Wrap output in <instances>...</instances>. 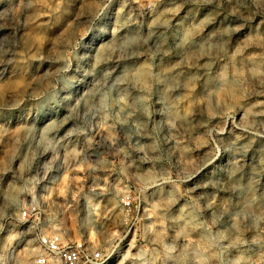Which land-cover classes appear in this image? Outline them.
Returning <instances> with one entry per match:
<instances>
[{"label": "rangeland", "instance_id": "rangeland-1", "mask_svg": "<svg viewBox=\"0 0 264 264\" xmlns=\"http://www.w3.org/2000/svg\"><path fill=\"white\" fill-rule=\"evenodd\" d=\"M263 187L264 0H0V264H32L43 232L108 264H264Z\"/></svg>", "mask_w": 264, "mask_h": 264}, {"label": "bare ground", "instance_id": "bare-ground-1", "mask_svg": "<svg viewBox=\"0 0 264 264\" xmlns=\"http://www.w3.org/2000/svg\"><path fill=\"white\" fill-rule=\"evenodd\" d=\"M217 1H218V0H217ZM227 1H228V0H227ZM230 1H231V0H230ZM237 1H239V0H237ZM243 1H244V0H243ZM131 2H132V1H131ZM233 2H234V0H233ZM222 3H224V2H222ZM226 3H227V2H226ZM230 3H231V2H230ZM172 4H174V3H172ZM219 4H220V1H219ZM219 4H218V6L221 5V4H220V5H219ZM227 4H229V2H228ZM233 4H234V3H233ZM233 4H232V5H233ZM240 4H241V1H240ZM124 5H125V4H124ZM216 5H217V4H216ZM216 5H215V6H216ZM234 5H236V4H234ZM122 6H123V5H122ZM174 6H175V5H174ZM174 6H173V7H174ZM221 6H222V5H221ZM230 6H231V5H230ZM115 7H116V6H115ZM119 7H120V6H119ZM239 7H241V6H239ZM117 8H118V7H117ZM232 8H233V7H231V9H232ZM234 8H235V6H234ZM234 8H233V9H234ZM237 8H238V7H237ZM118 9H119V8H118ZM118 9H117V10H118ZM167 9H168V8H167ZM218 9H219V8H218ZM237 10H238V9H237ZM196 11H197V10H196ZM212 11H213V9H212ZM212 11H211V12H212ZM221 11H222V10H221ZM235 11H236V10H235ZM114 12H115V11H114ZM215 12H217V11H215ZM218 12H219V10H218ZM232 12H233V11H232ZM205 13H206V12H205ZM219 13H220V12H219ZM209 14H210V13H209ZM223 14H224V12H223ZM233 14H234V13H233ZM111 15H114V13L111 14ZM212 15H213V14H212ZM235 15H236V14H235ZM194 16H195V15H194ZM214 16H216V15H214ZM157 17H158V16H157ZM196 17H197V16H196ZM204 17H205V16H204ZM209 17H210V16H209ZM211 17H212V16H211ZM107 18H108V17H107ZM151 19H153V18H151ZM156 19L158 20V18H156ZM202 19H204V18H202ZM212 19H213V18H212ZM216 19H217V18H216ZM231 19H232V18H231ZM116 20H117V19H116ZM190 20H191V23H192V19H190ZM200 20H201V19H200ZM229 20H230V19H229ZM151 21H153V20H151ZM151 21H150V22H151ZM196 21H197V20H196ZM212 21H213V20H212ZM214 21H216V20H214ZM115 22H116V21H115ZM150 22H149V23H150ZM154 22H155V20H154ZM202 22H203V21H202ZM206 22H207V21H206ZM209 22H210V21H209ZM112 23H113V22H112ZM122 23H123V22H122ZM193 23H194V21H193ZM195 23L197 24V22H195ZM199 23L201 24V22H199ZM227 23H228V22H227ZM114 24H115V23H114ZM155 24H156V23H155ZM196 24H194V25L196 26ZM202 24H203V23H202ZM211 24H212V23H211ZM232 24H233V23H232ZM233 25H234V24H233ZM110 26H112V25H110ZM116 26H117V25H116ZM122 26H124V25H122ZM147 26H148V25H147ZM151 26H152V25H151ZM191 26H193V25H191ZM199 26H201V25H199ZM231 26H232V25H231ZM236 26H237V25H236ZM108 27H109V26H108ZM124 27H125V26H124ZM189 27H190V24H189ZM193 27H194V26H193ZM206 27H207V26H206ZM220 27H221V26H220ZM226 27H227V24H226ZM115 28H116V27H115ZM119 28H120V27H119ZM196 28H197V27H196ZM196 28H194V29H196ZM214 28H215V27H214ZM231 28H232V27H231ZM234 28H236V27H234ZM239 28H241V26H240ZM105 29H106V28H105ZM188 29H189V28H188ZM191 29H192V27H191ZM191 29H190V30H191ZM194 29H192L191 31H194ZM201 29H202V28H201ZM201 29H200V30H201ZM226 29H227V28H225V31H227ZM107 30H108V29H107ZM115 30H116V29H115ZM148 30H149V29H148ZM153 30H154V29H153ZM159 30H160V28H159ZM196 30H197V29H196ZM209 30H210V29H209ZM217 30H218V28L216 29V31H217ZM118 31H119V30H118ZM191 31H190V33H189V31H188V33L191 34ZM202 31H203V30H202ZM202 31H201V32H202ZM211 31H212V30H211ZM218 31H219V30H218ZM196 32H197V31H196ZM196 32H195V33H196ZM198 32H199V31H198ZM201 32H200V33H201ZM213 32H215V31L213 30L212 33H213ZM220 32H221V31H220ZM223 32H224V31H223ZM223 32H222V33H223ZM115 33H116V31H115ZM125 33H126V32H125ZM202 33H203V32H202ZM206 33H207V32H206ZM98 34H99V33H98ZM116 34H117V33H116ZM120 34H121V33H120ZM192 34H193V33H192ZM196 34H199V33H196ZM207 34H208V33H207ZM216 34H218V33H216ZM225 34H226V33H225ZM227 34H228V32H227ZM227 34H226V35H227ZM234 34H235V33H234ZM111 35L113 36V32H112ZM123 35H124V33H123ZM205 35H206V34H205ZM222 35H223V34H222ZM230 35H231V34H230ZM112 36H111V37H112ZM181 36H182V35H181ZM189 36H190V35H189ZM207 36H208V35H207ZM212 36H213V35H212ZM233 36H234V35H233ZM235 36H236V35H235ZM109 37H110V36H109ZM123 37H124V36H123ZM177 37H178V36H177ZM179 37H180V36H179ZM191 37H192V35H191ZM197 37H198V36H197ZM204 37H205V36H204ZM204 37H203V38H204ZM223 37H224V36H223ZM229 37H230V36H229ZM236 37H237V36H236ZM117 38H118V37H116V39H117ZM120 38H121V37H120ZM184 38H185V37H184ZM184 38H183V39H184ZM186 38H187V37H186ZM200 38H201V37H200ZM209 38H210V37H209ZM209 38H208V39H209ZM220 38H221V37H220ZM225 38H226V37H225ZM232 38H233V37H232ZM121 39H122V38H121ZM171 39H172V38H171ZM175 39H176V38H175ZM181 39H182V38H181ZM205 39H206V38H205ZM217 39H218V38H217ZM235 39H236V38H235ZM114 40H115V39H114ZM147 40H148V38H147ZM153 40H154V39H153ZM200 40H201V39H200ZM206 40H207V39H206ZM206 40H205V42H206ZM209 40H210V39H209ZM209 40H208V41H209ZM218 40H219V39H218ZM228 40H229V39H228ZM228 40H227V41H228ZM107 41H108V40H107ZM110 41L113 42V40H110ZM110 41H109V43H110ZM202 41H203V40H202ZM211 41H212V40H211ZM211 41H210V43H211ZM219 41H221V40H219ZM225 41H226V39H225ZM225 41H224V42H225ZM227 41H226V42H227ZM101 42H102V41H101ZM117 42H118V41H117ZM121 42H122V41H121ZM145 42H146V41H145ZM156 42H157V41H156ZM176 42H177V41H176ZM178 42H179V41H178ZM200 42H201V41H200ZM213 42H214V41H213ZM217 42H218V41H217ZM224 42H223V43L221 42L222 44L219 42V43H220V46L223 45ZM104 43H105V41H104ZM107 43H108V42H107ZM109 43H108V46L111 44V43H110V44H109ZM122 43H123V42H122ZM167 43H168V42H167ZM196 43H197V42H196ZM206 43H207V42H206ZM206 43H205V44H206ZM100 44H101V43H100ZM100 44H99V45H100ZM115 44H116V43H115ZM118 44H119V43H118ZM150 44H151V43H150ZM152 44H153V43H152ZM155 44H156V43H155ZM186 44H187V43H186ZM199 44H200V43H199ZM199 44H198V45H199ZM211 44H212V43H211ZM226 44H227V43H226ZM226 44H225V45H226ZM102 45H103V44H102ZM105 45L107 46V44H105ZM105 45H104L102 48H104ZM113 45H114V44H113ZM182 45H184V43H183ZM201 45H203V42H202ZM208 45H210V44L207 43V46H208ZM100 46H101V45H100ZM108 46H107V47H108ZM116 46H117V44H116ZM152 46H153V45H152ZM152 46H151V47H152ZM180 46H181V45H180ZM194 46H195V45H194ZM199 46H200V45H199ZM212 46H213V45H212ZM223 46H224V45H223ZM223 46H222L221 48H223ZM110 47H111V46H110ZM113 47H114V46H113ZM117 47H118V46H117ZM117 47H116V48H117ZM151 47H150V48H151ZM168 47H169V46H168ZM178 47H179V46H178ZM181 47H182V49H183V46H181ZM202 47H203V46H202ZM205 47H206V46H205ZM208 47H209V46H208ZM210 47H211V46H210ZM217 47H218V46H216V48H217ZM105 48H106V47H105ZM119 48H120V47H119ZM166 48H167V47H166ZM172 48H173V47H172ZM192 48H193V47H192ZM211 48H212V47H211ZM211 48H209V49H211ZM221 48H220V49H221ZM111 49H112V48H111ZM111 49H110V50H111ZM120 49H121V48H120ZM180 49H181V48H180ZM182 49H181V50H182ZM202 49H205V48H202ZM209 49H208V53H209V51H210ZM212 49H214V48H212ZM108 50H109V49H108ZM108 50H107V51H108ZM112 50H113V49H112ZM117 50H118V49H117ZM150 50H151V49H150ZM155 50H156V49H155ZM167 50H168V49H167ZM171 50H172V49H171ZM174 50H175V47H174ZM184 50H185V49H184ZM187 50H188V48H187ZM187 50H185V51H187ZM193 50H195V49H193ZM193 50H192V52L194 53ZM198 50H199V49H198ZM198 50H196V51L198 52ZM217 50H218V49H217ZM99 51H100V49H99ZM102 51H103V50H102ZM107 51L104 50V52H106V54H107ZM113 51H114V50H113ZM113 51H112V53H114ZM131 51H132V50H131ZM131 51H130V53H131ZM157 51H159V50H157ZM165 51H166V50H165ZM172 51H173V50H172ZM204 51H206V50H204ZM211 51H212V50H211ZM89 52H90V51H89ZM96 52H98V51H96ZM96 52H95V53H96ZM133 52H134V51H133ZM136 52H137V51H136ZM148 52H149V50H148ZM160 52L162 53V51H160ZM217 52H219V51H217ZM109 53H110V52H109ZM118 53H119V52H118ZM130 53H129V55H130ZM174 53H176V52H174ZM174 53H172V54H174ZM184 53H187V52H184ZM200 53H201V50H200ZM204 53H205V52H204ZM213 53H214V52H213ZM213 53H212V54H213ZM132 54H133V53H132ZM136 54H137V53H136ZM139 54H140V53H139ZM139 54H138V55H139ZM145 54H147V53H145ZM177 54H178V52H177ZM197 54H198V53H197ZM215 54H216V53H215ZM215 54H214V56H215ZM88 55H89V54H88ZM94 55L96 56V54H94ZM102 55H104V54H102ZM118 55H119V54H118ZM141 55H142V53H141ZM181 55H182V54H181ZM185 55H186V54H185ZM194 55H195V54H194ZM209 55H210V54H209ZM219 55H220V54H219ZM89 56H90V55H89ZM106 56H107L108 58H110L109 55H105V57H106ZM110 56H111V55H110ZM119 56H120V55H119ZM121 56H122V55H121ZM126 56H127V55H126ZM165 56H166V55H165ZM178 56H179V55H178ZM182 56H183V55H182ZM188 56H189V54H188ZM190 56H192V54H191ZM199 56H201V55L199 54ZM202 56H204V55H202ZM205 56H207L206 53H205ZM214 56H213V57H214ZM103 57H104V56H102V58H103ZM146 57H147V56H146ZM197 57H198V55H197ZM215 57H217V56H215ZM112 58H113V57H112ZM114 58H115V56H114ZM117 58H118V57H117ZM129 58H130V57H129ZM142 58H143V57H142ZM179 58H180V57H179ZM203 58H204V57H203ZM209 58H210V57H209ZM95 59L98 60L97 57H95ZM146 59H147V58H146ZM163 59H164V58H163ZM171 59H172V58H171ZM196 59H197V58H196ZM211 59H212V58H211ZM214 59H215V58H214ZM91 60H93V59H91ZM137 60H138V59H137ZM178 60H179V59H178ZM184 60H185V59H184ZM186 60H187V59H186ZM186 60H185V61H186ZM190 60H191V58H190ZM190 60H189V61H190ZM203 60H204V59H203ZM206 60L208 61L207 58H206ZM206 60H205L204 62H206ZM94 61H95V60H94ZM107 61H108V60H107ZM109 61H110V60H109ZM144 61H145V60H144ZM198 61H199V60H198ZM90 62H93V61H90ZM98 62L101 64L100 61H98ZM104 62H105V61H104ZM115 62H116V61H115ZM157 62H158V61H156V63H157ZM159 62H161V61H159ZM180 62H181V60H180ZM193 62H196V60L193 61ZM200 62H201V61H200ZM93 63H95V62H93ZM116 63H117V62H116ZM143 63H144V62H143ZM175 63H176V61H175ZM175 63H174V64H175ZM184 63H185V62H184ZM188 63H189V62H188ZM188 63H187V65H188ZM191 63H192V62H191ZM191 63H190V64H191ZM97 64H98V63H97ZM138 64H139V63H138ZM144 64H145V63H144ZM147 64H148V63H147ZM159 64H160V63H159ZM174 64H173V65H174ZM180 64H181V63H180ZM180 64H179V65H180ZM190 64H189V65H190ZM198 64H199V63H198ZM135 65H136V64H135ZM145 65H146V64H145ZM153 65H154V64H153ZM157 65H158V64H157ZM168 65H169V64H168ZM175 65H176V64H175ZM195 65H196V64H195ZM195 65H194V66H195ZM93 66H94V64H93ZM95 66H96V65H95ZM118 66H119V65H118ZM138 66H139V65H138ZM146 66H147V65H146ZM149 66H150V65H149ZM161 66H162V65H161ZM169 66H171V65H169ZM177 66H178V65H177ZM199 66H200V64H199ZM207 66H208V65H207ZM152 67H153V66H152ZM152 67H151V68H152ZM159 67H160V66L158 65V69H159ZM165 67L167 68V66H165ZM175 67H176V66H175ZM180 67H181V66H180ZM192 67H193V66H192ZM205 67H206V66H205ZM104 68H105V67H104ZM114 68H115V67H114ZM161 68H162V67H161ZM163 68H164V67H163ZM173 68H174V67H173ZM194 68H195V67H194ZM200 68H201V67H200ZM209 68H210V67H209ZM209 68H208V69H209ZM101 69H102V68H101ZM158 69H157V70H158ZM169 69H170V71H171V68H169ZM190 69H191V68H190ZM201 69H202V68H201ZM206 69H207V68H206ZM210 69H211V68H210ZM87 70H88V69H87ZM92 70H93V69H91V71H90V70H89V71L92 72ZM95 70H96V69H95ZM106 70H107V67H106ZM108 70H109V69H108ZM130 70H131L130 78L132 77L133 80H138V81L141 80V82H142V81L144 82V81H146V80L148 81V80H150V79L152 80V79L154 78V77H153V78H149V75H151V71H152V70H149L147 67H144L142 64H141V66H139V67L136 66V68H134V66H133V68H131ZM157 70H154V69H153V73H155ZM163 70H164V69H163ZM174 70H175V69H174ZM180 70H181V68H180ZM192 70H193V68H192ZM197 70L200 71V69H197ZM101 71H102V70H101ZM109 71H111V70H109ZM128 71H129V70H128ZM154 71H155V72H154ZM176 71H177V70H176ZM182 71H183V70H182ZM186 71H187V70H186ZM204 71H205V70H204ZM204 71H203V73H204ZM206 71H207V70H206ZM97 72H98V71H97ZM105 72H106V71H105ZM105 72H104V73H105ZM112 72H113V71H112ZM123 72H124V71H123ZM159 72H161V71H159ZM159 72H158V73H159ZM167 72H168V74H170V72H169L168 69H167ZM167 72H166V73H167ZM177 72H178V71H177ZM180 72H181V71H179L178 73H180ZM188 72H189V71H188ZM191 72H192V71H191ZM193 72H194V71H193ZM197 72H198V71H197ZM209 72H210V71H209ZM234 72H235V71H234ZM121 73H122V72H121ZM172 73H173V72H172ZM206 73H207V72H206ZM212 73H213V72H212ZM220 73H222V72H220ZM223 73H224V72H223ZM102 74H103V73H102ZM108 74H109V73H108ZM118 74H119V73H118ZM122 74H123V73H122ZM183 74H184V72H183ZM199 74L201 75V73H199ZM208 74H209V73H208ZM216 74H217V73H216ZM218 74H219V73H218ZM232 74H233V73H232ZM235 74H236V76H237V72H235ZM93 75H94V73H93ZM104 75H105V74H104ZM109 75H110V74H109ZM125 75H126V73H125ZM128 75H129V74H128ZM128 75H127V76H128ZM170 75H171V74H170ZM191 75H194V74H191ZM200 75H199V76H200ZM214 75H215V74H214ZM223 75H224V74H223ZM223 75H222V77H223ZM153 76H154V74H153ZM161 76H162V75H161ZM161 76H160V77H161ZM173 76H174V75H173ZM179 76H180V75H179ZM189 76H190V75H189ZM202 76H203V75H202ZM220 76H221V75H220ZM234 76H235V75H234ZM239 76H240V75H239ZM100 77H101V76H100ZM110 77H111V76H110ZM123 77H125V76H123ZM151 77H152V75H151ZM165 77H166V75H164V78H165ZM182 77H184V76H182ZM190 77H192V76H190ZM210 77H211V76H210ZM214 77H216V76H214ZM229 77H230V76H229ZM240 77H242V76H240ZM104 78H105V79H104ZM104 78H103V79L106 81V80H107V79H106V75H105ZM126 78H127V77H126ZM148 78H149V79H148ZM156 78H157V77H156ZM161 78H162V77H161ZM168 78H169V75H168ZM173 78H174V77H173ZM175 78H176V74H175ZM175 78H174V79H175ZM178 78H179V77H178ZM192 78H194V77H192ZM238 78H239V77H238ZM238 78H237V79H238ZM103 79H102V80H103ZM111 79H112V78H111ZM121 79H122V78H121ZM124 79H125V78H124ZM157 79H158V78H157ZM174 79L171 78V82H172V80H174ZM185 79H188V78L185 77ZM194 79H195V78H194ZM224 79H225L226 81H228V79H227L226 77H224ZM235 79H236V78H235ZM88 80H89V79H88ZM88 80H87V81H88ZM90 80H91V79H90ZM96 80H98V79H96ZM99 80H101V79H99ZM130 80H131V79H130ZM130 80H129V81H130ZM133 80L131 81V83L134 82ZM177 80H178V79H177ZM180 80H181V79H180ZM182 80H183V79H182ZM191 80H193V79H191ZM191 80H189V81H191ZM200 80H201V79H200ZM204 80H206V79L204 78ZM207 80H208V79H207ZM207 80H206V81H207ZM211 80H212V79H211ZM220 80H221V78H220ZM239 80H240V79H238L237 82H239ZM108 81H109V79H108ZM119 81H120V80H119ZM125 81H126V80H124V81H122V82H125ZM129 81H127L128 84H129ZM159 81H161V80H159ZM164 81H165V80H164ZM175 81H176V80H175ZM175 81H174V82H175ZM186 81H187V80H186ZM195 81H196V80H195ZM209 81H210V79H209ZM212 81H213V80H212ZM218 81H219V80H218ZM231 81H232V79H231ZM89 82H90V81H89ZM102 82H103V81H102ZM141 82H140V83H141ZM143 82L141 83V85L143 84ZM152 82H153V81H152ZM165 82L167 83V81H165ZM168 82H170V81L168 80ZM177 82H178V81H177ZM197 82H198V81H197ZM200 82H201V81H200ZM213 82H214V81H213ZM215 82H216V81H215ZM221 82H223V81H221ZM228 82H229V81H228ZM232 82H233V81H232ZM93 83H94V82H93ZM93 83H92V84H93ZM99 83H100V82H99ZM107 83H108V82H107ZM117 83H118V82H117ZM117 83H116V85H118ZM136 83H138V82H136ZM188 83H189V82H188ZM188 83H187V84H188ZM190 83H192V81H191ZM194 83H195V82H194ZM201 83H202V82H201ZM205 83H206V82H205ZM208 83H209V82H208ZM226 83H227V82H226ZM240 83H241V81H240ZM94 84H96V83H94ZM94 84H93V85H94ZM97 84H98V83H97ZM123 84H124V83H123ZM144 84H146V83H144ZM147 84H148V82H147ZM147 84H146V85H147ZM150 84H151V83H150ZM152 84H153V83H152ZM152 84H151V85H152ZM161 84H162V83H161ZM163 84H164V83H163ZM183 84H184V83H183ZM195 84H196V83H195ZM212 84H213V83H212ZM215 84H217V83H215ZM219 84H220V83H219ZM228 84H229V83H228ZM116 85H115V86H116ZM126 85H127V84H126ZM131 85H133V84H131ZM137 85H138V84H137ZM157 85H158V84H157ZM157 85H155V86H157ZM166 85H167V84H166ZM166 85H165V86H166ZM169 85H170V84H169ZM171 85H172V84H171ZM173 85H174V84H173ZM173 85H172V86H173ZM178 85H179V84H178ZM191 85H192V84H191ZM203 85H204V84H203ZM239 85H240V84H239ZM97 86H98V85H97ZM143 86H144V85H143ZM161 86H162V85H161ZM167 86H168V85H167ZM174 86H175V85H174ZM204 86H205V85H204ZM210 86H211V85H210ZM213 86H214V85H213ZM213 86H212V87H213ZM215 86H216V85H215ZM221 86H222V85H221ZM90 87H91V86H90ZM92 87H93V86H92ZM92 87H91V88H92ZM99 87L101 88V86H99ZM112 87H114V86L112 85ZM120 87H121V86H120ZM132 87H133V86H132ZM146 87H147V86H146ZM150 87H151V86H150ZM158 87H159V85H158ZM163 87H164V86H163ZM169 87H170V90H171V89H172L171 86H169ZM183 87H184V86H183ZM187 87H188V85H187ZM193 87H195V86H193ZM208 87H209V86H208ZM225 87H226V86H225ZM94 88H95V87H94ZM124 88H125V87H124ZM133 88H134V87H133ZM137 88H138V87H137ZM137 88H136V89H137ZM139 88H140V87H139ZM148 88H149V87H148ZM148 88H147V89H148ZM160 88H161V87H160ZM165 88H166V87H165ZM174 88H175V87H174ZM174 88H173V89H174ZM221 88H222V87H221ZM231 88H232V86H231ZM86 89H87V87H86ZM97 89H98V87H97ZM152 89H153V88H151V90H152ZM177 89H178V86H177ZM188 89H189V88H188ZM188 89H187V90H188ZM193 89H194V88H193ZM209 89H211V88H209ZM213 89H214V87H213ZM216 89H217V88H216ZM224 89H225V88H224ZM91 90H92V89H91ZM116 90H117V88H116ZM123 90H124V89H123ZM145 90H146V88H145ZM149 90H150V89H149ZM165 90H166V89H165ZM184 90H185V89H184ZM194 90H195V89H194ZM199 90H200V88H199ZM201 90H202V88H201ZM203 90H204V89H203ZM205 90H206V89H205ZM230 90H231L230 88H229V90L227 89V91H230ZM89 91H90V90H89ZM92 91H95V90L93 89ZM92 91H91V92H92ZM119 91H122V90H119ZM142 91H143V90H142ZM161 91H163V90L161 89ZM185 91H186V90H185ZM188 91H190V90H188ZM191 91H192V90H191ZM221 91L223 92L224 90H221ZM221 91H220V93H221ZM91 92H90V93H91ZM114 92H115V91H114ZM126 92H127V91H126ZM132 92H133V90H132ZM140 92H141V91H140ZM140 92H139V93H140ZM143 92H144V91H143ZM158 92H159V91H158ZM172 92H173V91H172ZM175 92H176V91H175ZM175 92H174V93H175ZM177 92H178V91H177ZM186 92H187V91H186ZM186 92H185V93H186ZM199 92H200V91H199ZM199 92H198V93H199ZM202 92H203V91H202ZM207 92H208V91H207ZM209 92H211V91H209ZM225 92H226V91H225ZM84 93H85V91H84ZM90 93H89V94H90ZM93 93H94V92H93ZM93 93H92V94H93ZM99 93H100V92H99ZM116 93H117V92H116ZM130 93H131V92H130ZM144 93H145V92H144ZM144 93H143V94H144ZM160 93H162V92H160ZM180 93H182V92H180ZM180 93H178V95H179ZM198 93H197V94H198ZM203 93H204V92H203ZM217 93H219V92H217ZM217 93H214V94L216 95ZM223 93H224V92H223ZM226 93H227V92H226ZM82 94H83V93H82ZM118 94H119V92H118ZM125 94L127 95V93H125ZM132 94H133V93H132ZM135 94H136V93H135ZM149 94H150V92H149ZM194 94H195V93H194ZM199 94H200V93H199ZM83 95H84V94H83ZM85 95H87V93H86ZM96 95H97V94H96ZM141 95H142V94H141ZM141 95H140V97H141ZM145 95H146V94H145ZM175 95H176V94H174V96H175ZM181 95H183V94H181ZM181 95H179V96H181ZM195 95H196V94H195ZM200 95H201V94H200ZM202 95H203V94H202ZM208 95H209V94H207V96H208ZM221 95H222V94H221ZM221 95H220V96H221ZM224 95H225V94H224ZM226 95H227V94H226ZM229 95H231V94H229ZM87 96H88V95H87ZM119 96H120V94H119ZM130 96H132V95H130ZM133 96H134V95H133ZM137 96H139V95H137ZM146 96H147V95H146ZM161 96H162V94H161ZM190 96H191V95H190ZM210 96H211V95H210ZM213 96H214V95H213ZM213 96H211V97H213ZM216 96H217V95H216ZM222 96H223V95H222ZM82 97H83V96H82ZM84 97L86 98V96H84ZM90 97H91V96H90ZM93 97H94V96H92V98H93ZM115 97L117 98V96H115ZM121 97H122V96H121ZM125 97H126V96H125ZM142 97H144V96H142ZM159 97H160V95H159ZM159 97H158V98H159ZM175 97L177 98V96H175ZM196 97H197V96H196ZM200 97H201V96H200ZM208 97H209V96H208ZM211 97H210V98H211ZM223 97H224V96H223ZM227 97H228V96H227ZM87 98H88V97H87ZM126 98H127V100H128V97H126ZM130 98H131V97H130ZM162 98H163V97H162ZM181 98H182V96H181ZM181 98H179V99L181 100ZM198 98H199V97H198ZM204 98H205V97H204ZM210 98H209V100H210ZM117 99H118V98H117ZM139 99H140V98H139ZM143 99H144V98H143ZM156 99H157V98H156ZM171 99H172V98H171ZM174 99H175V98H174ZM177 99H178V98H177ZM177 99H176V101H177ZM179 99H178V100H179ZM182 99H183V98H182ZM189 99H191V98H189ZM200 99H201V98H200ZM206 99H207V98H206ZM216 99H217V98H216ZM216 99H214V100H216ZM220 99H222V98L220 97ZM225 99H226V98H225ZM225 99H224V100L222 99V100L225 101ZM84 100H85V99H84ZM129 100H130V99H129ZM141 100H142V98H141ZM165 100H166V99H165ZM193 100H194V99H193ZM197 100H199V99H197ZM207 100H208V99H207ZM209 100H208V101H209ZM86 101H87V99H86ZM88 101H89V99H88ZM130 101H131V100H130ZM155 101H156V100H155ZM162 101H163V100H162ZM184 101H185V100H184ZM188 101H189V100H188ZM202 101H203V100H202ZM204 101H205V100H204ZM218 101H219V99H218ZM220 101H221V100H220ZM116 102H118V101L116 100ZM158 102H159V101H158ZM165 102H168V101H165ZM173 102H174V101H173ZM198 102H200V100H199ZM198 102H197V103H198ZM118 103H119V102H118ZM121 103H122V102H121ZM159 103H160V102H159ZM175 103H177V102H175ZM178 103H179V102H178ZM182 103H183V102H182ZM185 103H186V102H185ZM188 103H189V102H188ZM200 103H201V102H200ZM200 103H199V104H200ZM204 103H205V102H204ZM206 103H208V102H206ZM209 103H210V102H209ZM122 104H123V103H122ZM169 104H170V108H171V106H172V105H171V102H170ZM169 104H168V106H169ZM221 104H222V103H221ZM223 104H224V102H223ZM124 105L126 106V104H124ZM164 105H165V104H164ZM200 105L202 106V104H200ZM207 105H208V104H207ZM121 106H122V105H121ZM125 106H124V107H125ZM133 106H134V105H133ZM161 106H162V104H161ZM184 106H186V104H185ZM198 106H199V105H198ZM164 107H166V105H165ZM172 107H174V106H172ZM177 107H178V106H177ZM119 108H120V107H119ZM122 108H123V106H122ZM129 108L131 109V107H129ZM135 108H136V105L134 106V109H135ZM167 108H169V107H167ZM167 108H166V109H167ZM124 109H125V108H124ZM159 109H160V108H159ZM159 109H158V110H159ZM172 109H173V108H172ZM172 109H170V110H172ZM177 109H178V108H177ZM177 109H175V110H177ZM122 110H123V109H122ZM126 110H128V109H126ZM163 110H164V109H163ZM131 111H132V109H131ZM164 111H165V110H164ZM166 111H167V110H166ZM124 112H125V111H124ZM127 112H128V111H127ZM161 112H162V110H161ZM129 113H130V112H129ZM131 113H132V112H131ZM168 113H169V112H168ZM258 113H259V112H258ZM127 114H128V113H127ZM164 114H165V113H164ZM170 114H171V113H170ZM244 114H245V113H244ZM181 115H182V113H181ZM260 115H261V114H260ZM260 115H259V116H260ZM161 116H162V115H161ZM163 116H164V115H163ZM175 116H176V115H175ZM184 116H185V115H184ZM166 117H167V116H166ZM171 117H172V115H171ZM182 117H183V116H182ZM188 117H189V116H188ZM198 117H199V116H198ZM184 118H185V119H184ZM184 118H183V120H186L187 116L184 117ZM194 118H196V117H194ZM259 118H260V117H259ZM168 119H169V118H168ZM170 119H171V118H170ZM52 120H53V119H52ZM172 120H173V119H172ZM180 121H182V119H181ZM258 121L260 122V120H258ZM52 122H53V121H52ZM55 122H56V121H55ZM174 122H175V121H174ZM174 122H173V123H174ZM177 122H178V121H176L175 123L177 124ZM187 122L189 123L188 120L186 121V123H187ZM261 122H262V121H261ZM180 123H182L183 126H184V122H180ZM186 123H185V124H186ZM47 124H48V123H47ZM55 124H56V123H55ZM51 125L54 126L52 123H51ZM261 125H263V124H261ZM177 126H178V124H177ZM188 126H189V125H188ZM168 128H169V127H168ZM170 128H171V127H170ZM182 128H183V127H182ZM262 128H263V127H262ZM171 129H172V128H171ZM174 129H175V128H174ZM169 131H170V130H169ZM170 132H171V131H170ZM170 132H169V133H170ZM173 132H174V131H173ZM240 132H241V131H240ZM240 132L238 131V133H240ZM171 134H172V133H171ZM171 134H170V135H171ZM172 135H175V134H172ZM172 135H171L170 137H172ZM236 135H237V134H236ZM239 135H241V134H239ZM237 136H238V135H237ZM253 137H254V136H253ZM238 138L240 139L241 137L238 136ZM250 138H251V137H250ZM254 138H255V137H254ZM256 138H258V137H256ZM256 138H255V140H256ZM171 140H172V139H171ZM236 140H237V137H236V139H235V142H236ZM247 140H248V139H247ZM251 140H253V139H251ZM251 140H249V141H251ZM257 140H258V139H257ZM237 141H238V140H237ZM242 141H243V140H242ZM245 141H246V140H245ZM245 141H244V142H245ZM259 141H260V140H259ZM175 142H176V141H175ZM233 142H234V141H233ZM233 142H232V143H233ZM247 142H248V141H247ZM176 143H177V142H176ZM236 143H237V142H236ZM242 143H243V142H242ZM254 143H256V142H254ZM258 143H259V142H258ZM233 144H234V143H233ZM248 144H249V143H248ZM248 144H247V145H248ZM251 144H253V142H251ZM236 145H237V144H236ZM232 146H233V145H232ZM239 146H241V145H239ZM243 146H244V144H243ZM251 146H252V145H251ZM244 147H245V146H244ZM247 147H248V146H247ZM247 147H246V148H247ZM236 149H237V148H236ZM241 149H242V148H241ZM243 149H245V148H243ZM252 149H253V148H252ZM256 149H257V148H256ZM232 150H233V149H232ZM234 150H235V149H234ZM234 150H233V151H234ZM238 151H239V150H238ZM241 151H242V150H241ZM257 151H258V150H257ZM228 152H229V151H228ZM243 152H245V151H243ZM253 152H254V151H253ZM239 153H240V152H239ZM241 153H242V152H241ZM256 153H257V152H256ZM230 154H231V153H230ZM234 154H235V153H234ZM243 154H244V153H243ZM249 154H250V153H249ZM138 155H139V154H138ZM226 155H227V153H226ZM255 155H256V154H255ZM140 156H141V155H140ZM233 156H234V155H233ZM250 156H251V155H250ZM258 156H259V155H258ZM232 158H233V157H232ZM238 158H240V157H238ZM236 160H237V159H236ZM226 161H227V160H226ZM228 161H229V160H228ZM234 161H235V160H234ZM231 162H232V164L234 163L232 160H231ZM237 162H238V160H237ZM246 162H247V161H246ZM252 162H253V161H252ZM227 163H228V162H227ZM235 163H236V162H235ZM242 163H243V162H242ZM258 163H259V162H258ZM239 165H240V164H239ZM254 165H255V164H254ZM221 166H223V165H221ZM227 166H228V165H227ZM234 166H235V165H234ZM234 166H233V167H234ZM251 166H252V165H251ZM256 166H257V165H256ZM236 167H238V166L236 165ZM219 168H221V167H219ZM225 168H226V166H225ZM230 168H231V167H229V169H230ZM254 168H255V167H254ZM226 169H227V168H226ZM231 169H232V168H231ZM235 169H236V168H235ZM235 169H234V171H235ZM217 170H218V169H217ZM224 170H225V169H224ZM240 170H241V169H240ZM257 170H258V169H257ZM236 171H237V170H236ZM241 171H242V170H241ZM258 171H259V170H258ZM230 172H231V171H230ZM246 172H247V171H246ZM218 173H219V172H218ZM226 173H227V172H226ZM233 173H234V172H233ZM256 173H257V172H256ZM260 173H261V172H260ZM260 173H258V174H260ZM231 174H232V173H231ZM235 174H236V173H235ZM241 174H242V173H241ZM245 174H246V173H245ZM245 174H244V175H245ZM252 174H254V173H252ZM232 175H233V174H232ZM242 175H243V174H242ZM242 175H240V174L238 173V174L235 175V177H236V179H239L238 176L241 177ZM254 176H255V175H253V177H254ZM258 176H259V175H258ZM261 176H262V175H261ZM221 177H222V176H221ZM226 177H227V176H226ZM250 178H251V177H250ZM217 179H218V178H217ZM222 179H223V178H222ZM254 179L256 180L255 177H254ZM207 180H208V179H207ZM209 180H210V179H209ZM213 180H214V179H213ZM228 180H229V179H228ZM241 180H242V179H241ZM247 180H249V179H247ZM205 181H206V180H205ZM217 181H218V180H217ZM226 181H227V180H226ZM234 181H235V180H234ZM243 181H244V180H243ZM200 182H201V181H200ZM240 182H242V181H240ZM240 182H239V183H240ZM247 182H248V184H250V185H249L250 187L248 188V190H247V194H245L246 197H245L244 199H245V201L255 200L256 197H258V196H257V193H258L257 188H258V187L256 188V186H255L254 183H253L252 178H251V180H249V181H247ZM257 182H258V181H257ZM194 183H195V182H194ZM207 183H208V181H207ZM207 183H206V184H207ZM209 183H210V182H209ZM212 183H213V182H212ZM232 183L234 184V182H232ZM232 183L230 182L231 185H232ZM224 184H225V183H224ZM227 184H228V183H227ZM230 184H229V185H230ZM210 185H211V184H210ZM229 185H228V186H229ZM235 185L237 186L236 183H235ZM238 185H241V184H238ZM242 185H243V184H242ZM261 185H262V184H261ZM199 186H200V185H199ZM217 186H218V185H217ZM217 186H216V187H217ZM219 186H220V185H219ZM225 186H226V185H225ZM233 186H234V185H233ZM246 186H248V185H246ZM246 186H245V187H246ZM257 186H258V185H257ZM213 187H215V185H214ZM231 187H232V186H231ZM240 187H242V186H240ZM217 188H218V187H217ZM217 188H216V190H217ZM220 188H221V187H220ZM222 188H224V187H222ZM242 188H243V187H242ZM263 188H264V187H263ZM234 189H235V188H234ZM234 189H233V190H234ZM240 189H241V188H240ZM244 189H245V188H244ZM233 190H232V191H233ZM226 191H227V190H226ZM242 191H243V190H242ZM237 192H238V191H237ZM244 192L246 193V191H244ZM214 193H215V191H214ZM234 193H235V192H234ZM259 193H260V192H259ZM222 194H223V193H222ZM224 194H225V193H224ZM231 194H232V193H231ZM240 194H241V193H240ZM243 194H244V193H243ZM207 195H208V194H207ZM241 195H242V194H241ZM262 195H263V194H262ZM10 196H11V195H10ZM223 196H225V195H223ZM234 196H235V195H234ZM225 197H226V196H225ZM227 197L229 198V196H227ZM210 198H211V197H210ZM228 198H226V199H228ZM233 198H234V197H233ZM214 199H215V198H214ZM217 199H218V198H217ZM244 199H243V200H244ZM210 200H211V199H210ZM210 200H209V201H210ZM212 200H213V199H212ZM223 200H224V198H223ZM230 200H232V199H230ZM234 200H236V199H234ZM240 200H241V199H240ZM207 201H208V200H207ZM213 201H214L215 206L217 205V206H219V207H220V206L223 207V206H226V205H227V204H225V203H224L223 201H221V200H213ZM225 201H227V200H225ZM245 201H244V202H245ZM12 202H13V201H12ZM236 202H237V201H236ZM236 202H235V203H236ZM238 202H239V201H238ZM241 202H242V201H241ZM253 202H254V201H253ZM259 202H260V201H259ZM227 203H228V202H227ZM245 203H247V202H245ZM255 203H256V202H255ZM214 204H213V206H214ZM207 205H208V204H207ZM231 205H232V204H231ZM233 205H234V204H233ZM235 206H236V205H235ZM217 208H218V207H217ZM180 209H181V207H180ZM180 209H179V210H180ZM183 209H184V208H183ZM186 209H187V208H186ZM212 209H213V208H212ZM228 209H229V208H228ZM184 210H185V209H184ZM184 210H183V211H184ZM215 210H216V208H215ZM220 210H221V209H220ZM220 210H219V211H220ZM234 210H235V209H234ZM90 211H91V210H90ZM90 211H89V213H90ZM177 211H178V210H177ZM180 211H181V210H180ZM221 211H222V210H221ZM228 211H229V210H228ZM237 211H238V210H237ZM184 212H186V211H184ZM215 212H216V211H215ZM217 212H218V211H217ZM225 212H226V210H225ZM186 213H187V212H186ZM213 213H214V212H213ZM226 213H227V212H226ZM221 214H224V213H221ZM176 215H177V214H176ZM176 215H175V216H176ZM178 215H179V214H178ZM188 215H189V214H188ZM179 216H180V215H179ZM179 216H178V217H179ZM181 216H182V214H181ZM184 216H185V215H184ZM182 217H183V216H182ZM182 217H181L180 221L183 219ZM187 217H188V216H187ZM176 218H177V217H176ZM188 218H189V217H188ZM190 218H191V217H190ZM177 219H178V218H177ZM192 219H193V218H192ZM178 220H179V219H178ZM184 220H185V218H184ZM187 220H188V219H187ZM193 220H194V219H193ZM180 223H181V222H180ZM187 223H188V222H187ZM190 223H191V222H190ZM194 223H195V222H194ZM191 224H192V223H191ZM191 224H190V225H191ZM180 225H182V224H180ZM195 225H196V224H195ZM195 225H194V226H195ZM192 226H193V225H192ZM194 229H196V228H194ZM197 229H198V227H197ZM232 235H233V234H232ZM23 264H26L25 261H23Z\"/></svg>", "mask_w": 264, "mask_h": 264}, {"label": "built area", "instance_id": "built-area-1", "mask_svg": "<svg viewBox=\"0 0 264 264\" xmlns=\"http://www.w3.org/2000/svg\"><path fill=\"white\" fill-rule=\"evenodd\" d=\"M130 205V200H125ZM31 210H24L22 217L30 218ZM40 252L32 264H108L102 249L95 248L86 240H69L62 233L43 232L38 235Z\"/></svg>", "mask_w": 264, "mask_h": 264}]
</instances>
